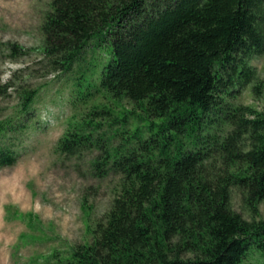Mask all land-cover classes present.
Segmentation results:
<instances>
[{
  "label": "trees",
  "instance_id": "1",
  "mask_svg": "<svg viewBox=\"0 0 264 264\" xmlns=\"http://www.w3.org/2000/svg\"><path fill=\"white\" fill-rule=\"evenodd\" d=\"M40 30L45 66L73 80L72 93L127 99L137 119L104 147L113 111L93 101L57 140L67 156L98 149L93 171L119 175L91 240L58 264H238L251 242L264 247V109L232 100L248 84L264 93L252 63L264 0H50ZM87 49L97 52L83 63ZM23 71L0 83L19 99L0 117V167L18 162L34 120L39 87L24 88Z\"/></svg>",
  "mask_w": 264,
  "mask_h": 264
},
{
  "label": "rangeland",
  "instance_id": "2",
  "mask_svg": "<svg viewBox=\"0 0 264 264\" xmlns=\"http://www.w3.org/2000/svg\"><path fill=\"white\" fill-rule=\"evenodd\" d=\"M49 2L0 0V83L24 69V88L39 87L31 106L34 120L21 156L16 164L0 167V264H58L74 246L91 240L92 227L115 195L119 175L110 172L98 176L93 171L92 161L98 149L71 156L55 151L69 120L80 118L93 101L107 103L113 112L109 121L102 120L101 133L104 147L108 148L126 141L124 136L129 135L120 132H131L137 122L130 115L133 105L127 99L97 97L82 103L86 100L72 93L73 80L47 69L41 54L40 26ZM12 46L17 50L14 56ZM92 51L97 52L87 49L83 63L92 58ZM252 63L264 77V51ZM251 86L246 85L232 100L263 110L264 93L255 97ZM17 103V92L0 94V117L7 116ZM124 114L127 120L122 119ZM232 205L250 217L235 192ZM260 209L264 217V203ZM238 264H264V247L251 242Z\"/></svg>",
  "mask_w": 264,
  "mask_h": 264
}]
</instances>
